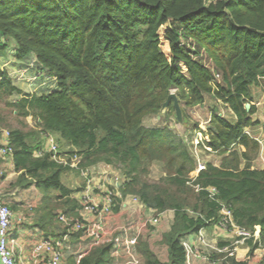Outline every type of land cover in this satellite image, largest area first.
Masks as SVG:
<instances>
[{"label": "trees", "instance_id": "16d2710c", "mask_svg": "<svg viewBox=\"0 0 264 264\" xmlns=\"http://www.w3.org/2000/svg\"><path fill=\"white\" fill-rule=\"evenodd\" d=\"M8 54L33 57L54 82L35 95L0 71V130L20 173L15 186L41 194L38 227L45 231L58 213L78 218L60 181L69 168L36 156L49 133L80 169L101 163L123 177L111 188L119 193L112 211L133 196L155 216L173 212L162 235L168 261L138 241L144 264H184L182 239L216 225L222 207L237 227L258 231L245 242L249 254L264 247V169L254 166L261 145L245 132L260 124L251 88L264 95V0H0V57ZM170 94L183 125L190 110L207 112L198 148L215 160L196 174L193 146L167 124L177 122L172 101L162 109ZM162 111L163 124H145ZM109 250L91 249L79 264H110Z\"/></svg>", "mask_w": 264, "mask_h": 264}, {"label": "crops", "instance_id": "0c3cea01", "mask_svg": "<svg viewBox=\"0 0 264 264\" xmlns=\"http://www.w3.org/2000/svg\"><path fill=\"white\" fill-rule=\"evenodd\" d=\"M1 70H4L8 74L16 86L31 94H46L54 89L53 81L45 76L46 73L33 61V57H28L21 61L15 60L14 58L0 57V71ZM34 77H36V80H33ZM251 94L253 105L256 108V112L253 115L254 117L252 116V119L259 120L260 124L246 129L245 132L260 143L263 153L264 133L262 131V126L264 125V119L261 120L260 117L262 116L264 118V113L260 111V107L264 105V95L260 89L256 87L251 88ZM163 113L164 111L161 112L160 117H163ZM159 118L156 117V119ZM207 122L208 117L204 120L205 126ZM186 128V130L189 129L188 126H186ZM2 131L3 130H0V134ZM193 136L194 135L192 134L191 137L193 138ZM184 140L188 143L190 142L192 145V141L194 139ZM199 155L202 157L203 154L201 153ZM207 158L213 161L215 160V157L212 154L207 155ZM258 159H256L255 162H258ZM258 168L264 169V167ZM87 169L89 170L92 184L103 185L108 190H112L111 188L117 189L123 182V177L118 172L108 166H105L104 164L99 163L87 167ZM69 170L77 171L78 173L79 181L74 182V187L68 188L75 193L71 197L78 202L80 193L83 189L84 179L80 176L78 170ZM19 174L20 173L15 170L12 158L0 157V202L6 204L13 214L12 227L9 232V246L12 250V256L15 264H45L43 259L35 258L33 256V245L44 238L56 241L62 239L63 237L65 240L61 246V251L63 253L61 264H79V261L86 256L91 249L104 244L110 245L108 255L110 258V264H120L125 259L124 254L121 251L117 252V256H113L111 253L114 247L118 248L120 246L123 237L120 233L106 236L101 241L96 242L91 239L83 238L79 233L64 230L57 221H54L51 225H49L45 231L38 227V225L35 224L36 217L34 215V210L41 203V194L34 185L28 188L15 186ZM33 191L38 192L39 198L32 201L33 203L30 204L29 202L34 196ZM94 193L98 194L99 192L94 190ZM132 198L133 196H126L122 200L118 209L116 211H112L111 214L105 217V228L112 229L118 226H127L129 227L128 235L133 236L135 229L141 227L146 221L156 217L152 210L147 209L140 202L133 201ZM27 208H30L31 214H28V211L26 210ZM75 213L79 217L78 210L75 211ZM172 219V211L163 212L160 214L159 223L156 226L148 227V229H142L137 239V242L141 241L146 243L149 249L162 263H166L168 261V252L166 246L162 244V235L169 230ZM203 234L205 240L217 249L220 248V243L227 244L229 247L233 245V237L231 234L229 232H221L216 225L204 229ZM182 243H187L191 247L196 248L202 254H208L209 257H211V261H217L214 264H224L222 259L212 258V256H217L220 253L206 248L198 243L196 233L183 238ZM136 252L141 260L140 264H144L142 256L137 250ZM231 258H233L237 263L264 264V247L256 249L249 254V248L246 243L238 245L236 246ZM184 264H204V262H202L199 257L191 255L188 258L185 257Z\"/></svg>", "mask_w": 264, "mask_h": 264}, {"label": "built area", "instance_id": "2783aa9c", "mask_svg": "<svg viewBox=\"0 0 264 264\" xmlns=\"http://www.w3.org/2000/svg\"><path fill=\"white\" fill-rule=\"evenodd\" d=\"M36 80V77L33 78ZM205 128H203L204 130ZM202 130V129H201ZM201 132L195 133V138L192 141L193 151L196 156V169L195 174L205 169L204 160L200 159L199 144L202 143ZM43 146L40 151L36 153L37 157H42L45 153L51 155V159L63 167L69 169H75L79 171V174L84 179V187L80 193L78 200L79 204V217H67L61 213H58L56 219L64 230L69 232L79 233L83 238L91 239L93 241H101L106 236L120 233L123 235L120 246L114 247L111 251L113 256H117V252L121 251L124 254L125 259L120 264H140L141 260L136 252L137 239L142 229H148V227L156 226L160 220V214L156 217L146 221L141 227L135 229L133 236L128 235L129 227L118 226L112 229L104 227L105 217L112 213L114 205V197H118L119 193L116 190H108L103 185L92 184L89 170L86 168L80 169V159L77 155H69L65 151L61 152L58 143L49 133L43 135ZM207 149V148H206ZM207 151H210L207 149ZM0 157L12 158V148L8 142V133L2 131L0 134ZM94 190L99 193L95 194ZM212 194L214 189H210ZM133 201L139 202L136 198H132ZM12 211L10 208L0 202V264H15L12 256V250L9 246V232L12 227ZM91 217V218H90ZM217 228L221 232H229L233 237V245L231 247L226 246L222 248H215L210 245L204 237L203 230L196 233L197 241L200 245L214 250L218 253H222L228 257L233 255L236 246L243 245L251 238H255L258 234L256 230L253 235L249 232L237 227L231 218V213L226 208H221V218L216 224ZM65 238L60 240H52L44 238L33 245L32 254L35 258H41L45 264H61L63 259V253L61 251L62 243ZM185 250V257L194 255L199 257L204 264H214L216 260L211 261V257L207 254H202L196 248L191 247L187 243H182Z\"/></svg>", "mask_w": 264, "mask_h": 264}, {"label": "rangeland", "instance_id": "374dc122", "mask_svg": "<svg viewBox=\"0 0 264 264\" xmlns=\"http://www.w3.org/2000/svg\"><path fill=\"white\" fill-rule=\"evenodd\" d=\"M162 50L167 52V48L165 45H162ZM5 58H13V56L11 54H8V56H6ZM54 83V82H53ZM255 107V106H254ZM216 109L218 110H221V112L223 114H226L227 113L225 112V110L223 109H219L218 107H215ZM256 110V108H255ZM260 111L264 113V105H262L260 107ZM207 112H202L200 111L198 108L197 109H194L193 110H190L189 112V121L187 122V126L189 127L188 130H186V125H183L182 123H178V122H175L173 119H171V121H168L167 124L169 125V127H171V129L173 130V132L180 138L182 139H194L195 138V133L198 132V128L199 129H202L205 128V125H204V120H206V117H207ZM254 117V116H253ZM231 116L229 115L228 119H230V122L232 121L231 120ZM261 120H263L264 118L261 116L260 117ZM259 121V120H257ZM26 122L29 124V125H32V121L30 119H26ZM164 122V118L161 116L159 119H156V118H149L145 121V124L147 126H153V125H156V124H163ZM260 123V122H259ZM197 124V127L195 128V125ZM194 130H195V133H194ZM197 130V131H196ZM194 135L193 138L191 137V135ZM52 137H54L56 139V135H52ZM60 151L63 152V151H67L66 147H63L60 145ZM263 150V149H262ZM262 150L260 151V156L258 157L259 161L258 162H255L254 166L255 167H264V151L262 153ZM202 152H200L201 154ZM207 155H202L199 156L201 160H204V161H209L210 159L207 158ZM60 181L61 183L66 187V188H70V187H74V182H78V173L77 171H72V170H62L60 172ZM82 183V182H80ZM81 185V184H80ZM72 189V188H71ZM34 192V191H33ZM75 194L72 192V195ZM38 192H34V196L32 197V199L30 200V204L33 203L32 201L36 200L39 198L38 196ZM71 195V196H72ZM28 211V214H31V211H30V208H27L26 209Z\"/></svg>", "mask_w": 264, "mask_h": 264}, {"label": "water", "instance_id": "95a60500", "mask_svg": "<svg viewBox=\"0 0 264 264\" xmlns=\"http://www.w3.org/2000/svg\"><path fill=\"white\" fill-rule=\"evenodd\" d=\"M171 101H172V106H173L174 113H175V118L178 123H181L182 122L181 110H180L179 103L174 94H170L168 96L166 102L162 106V109L163 110L166 109V107L170 104ZM246 107L248 108V105ZM157 117L159 118L160 115H158Z\"/></svg>", "mask_w": 264, "mask_h": 264}]
</instances>
